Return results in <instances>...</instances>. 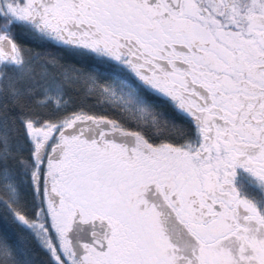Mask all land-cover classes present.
I'll return each instance as SVG.
<instances>
[{
  "label": "snow or ice",
  "instance_id": "snow-or-ice-1",
  "mask_svg": "<svg viewBox=\"0 0 264 264\" xmlns=\"http://www.w3.org/2000/svg\"><path fill=\"white\" fill-rule=\"evenodd\" d=\"M0 264H264V0H0Z\"/></svg>",
  "mask_w": 264,
  "mask_h": 264
}]
</instances>
